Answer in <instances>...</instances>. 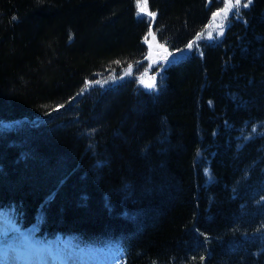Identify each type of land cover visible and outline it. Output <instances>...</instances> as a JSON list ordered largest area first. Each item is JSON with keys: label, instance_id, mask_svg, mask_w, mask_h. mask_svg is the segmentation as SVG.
I'll return each mask as SVG.
<instances>
[{"label": "trees", "instance_id": "trees-1", "mask_svg": "<svg viewBox=\"0 0 264 264\" xmlns=\"http://www.w3.org/2000/svg\"><path fill=\"white\" fill-rule=\"evenodd\" d=\"M147 3L0 0V205L124 264H264V0L145 91L150 28L183 49L214 9Z\"/></svg>", "mask_w": 264, "mask_h": 264}, {"label": "rangeland", "instance_id": "rangeland-1", "mask_svg": "<svg viewBox=\"0 0 264 264\" xmlns=\"http://www.w3.org/2000/svg\"><path fill=\"white\" fill-rule=\"evenodd\" d=\"M227 0H215L211 1L210 5L212 4L214 6L213 14L219 13L215 18L212 15V19L210 23L204 28L202 35H198V37L191 42L192 47L189 48L188 46L183 49L178 50H170L166 45H164L156 36V33L153 32V29L150 28L148 33L145 37L146 42V54L145 57L138 63L134 65H130L125 67L122 71V76L120 79H130L131 81H135L141 89L147 91V90H154L157 87L158 83V75L159 72L161 73V70L169 65L170 63L179 60L180 58H183L190 54L192 50H198L200 49V43L205 41H219L222 35H218L219 28L217 27L221 23H223L226 26L227 19L224 18V14L222 12V9L225 7V3ZM234 3V0H233ZM244 0H241V5L239 7L242 8L244 4ZM138 5V0H137ZM234 10V9H233ZM232 10V11H233ZM138 16L143 17L144 19L148 20L149 22H153L155 19L154 16H150L149 13H154L150 10L147 3V11L140 13L138 6H137ZM230 11L228 13V16L231 14ZM227 16V17H228ZM225 26L223 29V33L225 30ZM212 33L213 38H208V33ZM116 76L107 75L106 78L100 80L107 81L106 84H113ZM155 78V88L149 89L145 85L152 82V78ZM143 81L144 83H141ZM16 261H14V264ZM115 264V261L113 260V257L111 255H108L107 253H103L102 256L98 255L97 257H89V260L87 262L81 261L78 264Z\"/></svg>", "mask_w": 264, "mask_h": 264}, {"label": "snow or ice", "instance_id": "snow-or-ice-1", "mask_svg": "<svg viewBox=\"0 0 264 264\" xmlns=\"http://www.w3.org/2000/svg\"><path fill=\"white\" fill-rule=\"evenodd\" d=\"M251 4V0H247V3H244L243 4V7H248V5ZM241 5V0H234V3H233V0H227V2L225 3V7L224 9H222V12L224 14V18L227 19V16H228V13L230 11H232L233 9H236V12L238 14V11H239V7ZM138 9H139V12L140 13H143V12H146L147 11V0H138ZM150 16H154L155 13H149ZM219 15V13H214L213 16L214 18ZM224 24L221 23L220 25H218L217 27L219 28V32L217 33L218 35H223V29H224ZM202 35V34H200ZM199 38V37H198ZM208 38H213L212 37V33L209 32L208 33ZM189 48L192 47V44H189L188 45ZM107 82V81H105ZM91 83V82H89ZM95 83H100L99 81H96ZM141 83H144L143 81H141ZM88 85H86L87 87ZM147 88L149 89H153L155 88V78L153 77L152 78V82L151 83H148L145 85ZM83 91V90H82Z\"/></svg>", "mask_w": 264, "mask_h": 264}, {"label": "bare ground", "instance_id": "bare-ground-1", "mask_svg": "<svg viewBox=\"0 0 264 264\" xmlns=\"http://www.w3.org/2000/svg\"><path fill=\"white\" fill-rule=\"evenodd\" d=\"M212 15L213 14H211V17H210V20H209V22L208 23H210V21H211V19H212ZM233 20L231 19V16L229 15L228 17H227V23H226V26H229L230 24H231V22H232ZM225 26V27H226ZM52 246L51 244H49V243H45V245L43 246V247H45L44 248V252H41L42 253V255L45 257V258H48L50 255H51V251H49V247L48 246ZM46 251H47V253H46Z\"/></svg>", "mask_w": 264, "mask_h": 264}]
</instances>
